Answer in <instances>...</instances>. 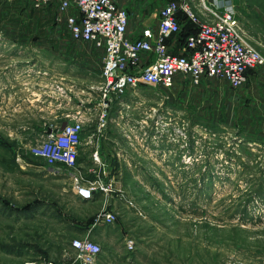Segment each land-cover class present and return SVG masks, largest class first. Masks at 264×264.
<instances>
[{"label":"rangeland","instance_id":"374dc122","mask_svg":"<svg viewBox=\"0 0 264 264\" xmlns=\"http://www.w3.org/2000/svg\"><path fill=\"white\" fill-rule=\"evenodd\" d=\"M43 11L33 0H0V29L47 34L37 30ZM34 47L0 54V263L59 261L74 255V238L88 237L101 245L98 264H264V103L245 93L248 81L140 88L101 123L86 116L83 136L98 134L103 164L91 152L94 168L79 162L80 174L113 184L107 207L104 192L81 199L71 178L49 174L31 153L39 129L89 106L100 52L73 40V49L57 48L67 57L28 59ZM106 207L117 219L102 225Z\"/></svg>","mask_w":264,"mask_h":264},{"label":"built area","instance_id":"2783aa9c","mask_svg":"<svg viewBox=\"0 0 264 264\" xmlns=\"http://www.w3.org/2000/svg\"><path fill=\"white\" fill-rule=\"evenodd\" d=\"M190 1L165 2L158 14V24L141 27L133 37L128 32V10L114 0H61L59 12L65 15L72 38L92 43L99 50L102 81L89 93L86 110L68 116L63 129L61 124L51 125L45 131L46 139L33 145L31 153L45 161L49 174L71 178L73 189L81 199L91 200L98 191L115 192L111 182L98 178L86 180L80 174L78 159L84 122L89 118L86 116L95 113L101 123L112 106L122 102L130 92L140 88H172L182 79L200 85L206 78H219L233 87H241L248 80L249 70L264 65V56L248 42L232 5L221 10L222 6L216 3L200 0L194 5ZM52 2L33 0L36 8H45ZM180 11L196 24L197 31L184 44L180 43L179 51L175 52L168 41L173 37L179 41ZM98 139V134L92 133L86 142L94 144ZM92 155L94 161L103 164L99 147L96 146ZM116 219V213L106 207L96 220L103 225ZM71 247L74 255L65 253L59 261L28 260L24 264H98L102 252L98 242L78 237L72 240Z\"/></svg>","mask_w":264,"mask_h":264},{"label":"crops","instance_id":"0c3cea01","mask_svg":"<svg viewBox=\"0 0 264 264\" xmlns=\"http://www.w3.org/2000/svg\"><path fill=\"white\" fill-rule=\"evenodd\" d=\"M120 7L126 8L130 14V21L128 32L131 36L136 37L139 33L141 27L144 26H156L159 22V11L161 6L170 0H114ZM61 0H53V2L49 5L48 8H37V9H44L45 16L48 20L43 22V24L37 29L41 31L43 34L44 30H47V34H43L39 36H27L26 29L20 31L19 29L6 28L0 29L3 32H8L9 30L13 32L16 36H9V37H0V45L8 44L9 47L7 48H0V54H4L5 51L16 49L18 53H20V47L23 48L25 54V48L27 45L35 46L36 53L28 54V59H32V57H39L44 60L49 61H56L60 58L58 57H67L62 52H58L57 48L60 47L61 49L68 50L67 45L70 44V47L73 49V38L68 31L66 24H63L61 21H57V18L53 17L56 11L59 12V5ZM206 3L212 4L216 3L223 7L232 5L236 10V17L238 18L239 22L242 24L243 30L246 32L247 40L254 46L258 45V50L264 55V0H205ZM71 12H75L74 9L69 10ZM60 13V12H59ZM65 20V15H62ZM180 22L182 24V28L188 27V22L181 16ZM26 25L24 26V28ZM21 35V36H20ZM172 50L175 52L179 51L180 42L176 37L171 38L169 41ZM71 49V50H72ZM25 56V55H23ZM26 59V57H25ZM100 62H101V69L100 72L102 74V56L100 54ZM7 67V66H5ZM4 72V69H2ZM54 70V69H53ZM81 72L88 73L85 70H81ZM67 74V73H66ZM185 82L187 80H184ZM184 81H177L176 85L183 84ZM248 83L245 87V93L249 95H253L252 99L257 100L260 103H264V85H260L258 82H263L264 84V66L256 69L251 70L248 72ZM241 89V90H243ZM257 95V98L254 95ZM116 105V104H115ZM114 105V106H115ZM56 107H59L56 106ZM60 108V107H59ZM264 109V104H263ZM67 119H64L60 124H62ZM84 133V131H83ZM83 135V134H82ZM36 137V144L42 142L46 139V132L43 129H39L35 133ZM87 135L83 136V143L80 147L79 153V162L90 171L91 168L94 166L89 163V159H91V152L96 148L94 144H87L86 142ZM131 141V140H130ZM33 145H31L32 147ZM114 197L112 193L111 196L109 194H105L104 203L108 207L110 204L109 201H112L111 198ZM111 199V200H110ZM93 227H91L88 231L91 232ZM86 232V231H85ZM64 253L61 254L59 259H62ZM26 262V261H25ZM4 264V263H0ZM24 264V263H23Z\"/></svg>","mask_w":264,"mask_h":264},{"label":"trees","instance_id":"16d2710c","mask_svg":"<svg viewBox=\"0 0 264 264\" xmlns=\"http://www.w3.org/2000/svg\"><path fill=\"white\" fill-rule=\"evenodd\" d=\"M172 1V0H170ZM181 16L184 17V19L189 23L188 27H185L184 29L182 28L181 33L179 35V42L181 44H184L186 42L187 37L192 34L195 33L197 31V26L196 24L188 17L187 14H185L184 12L180 11L178 13V18L179 20L181 19ZM251 71V70H249ZM79 162V159H78Z\"/></svg>","mask_w":264,"mask_h":264},{"label":"water","instance_id":"95a60500","mask_svg":"<svg viewBox=\"0 0 264 264\" xmlns=\"http://www.w3.org/2000/svg\"><path fill=\"white\" fill-rule=\"evenodd\" d=\"M67 124V121H64L62 124H61V126H60V129H63L64 128V126ZM49 131H51V130H49ZM58 131V128H55L54 129V132H57ZM111 194L112 193H109V196H111Z\"/></svg>","mask_w":264,"mask_h":264}]
</instances>
